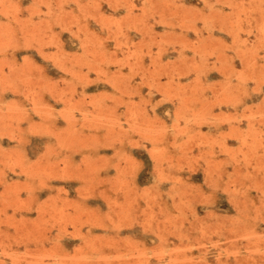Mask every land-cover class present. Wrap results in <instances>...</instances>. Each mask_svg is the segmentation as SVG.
I'll return each mask as SVG.
<instances>
[{
	"label": "rangeland",
	"instance_id": "obj_1",
	"mask_svg": "<svg viewBox=\"0 0 264 264\" xmlns=\"http://www.w3.org/2000/svg\"><path fill=\"white\" fill-rule=\"evenodd\" d=\"M0 264H264V0H0Z\"/></svg>",
	"mask_w": 264,
	"mask_h": 264
}]
</instances>
